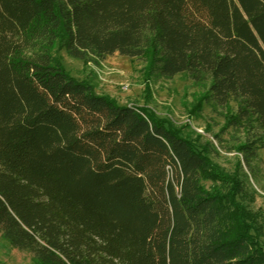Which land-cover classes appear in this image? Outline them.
I'll use <instances>...</instances> for the list:
<instances>
[{"label":"trees","instance_id":"16d2710c","mask_svg":"<svg viewBox=\"0 0 264 264\" xmlns=\"http://www.w3.org/2000/svg\"><path fill=\"white\" fill-rule=\"evenodd\" d=\"M60 37L84 66L149 53L237 103L249 169L264 148V0H0L1 236L39 264H264L257 215L204 188L207 143L73 78Z\"/></svg>","mask_w":264,"mask_h":264},{"label":"rangeland","instance_id":"374dc122","mask_svg":"<svg viewBox=\"0 0 264 264\" xmlns=\"http://www.w3.org/2000/svg\"><path fill=\"white\" fill-rule=\"evenodd\" d=\"M62 46L60 37L51 49L53 60L73 78L84 81L90 77L98 93L119 104L138 106L191 141L207 143L210 162L219 173L217 179L203 181L204 188L219 194L237 192L234 202L257 215L254 220L264 234V148L257 150L249 169L240 152L245 130L233 122L236 102L213 110L203 100V86L185 73L171 78L150 75L149 53L129 57L115 52L95 67L69 57ZM238 178L242 183L237 182ZM0 264L39 263L27 252L12 247L0 234Z\"/></svg>","mask_w":264,"mask_h":264},{"label":"built area","instance_id":"2783aa9c","mask_svg":"<svg viewBox=\"0 0 264 264\" xmlns=\"http://www.w3.org/2000/svg\"><path fill=\"white\" fill-rule=\"evenodd\" d=\"M124 89H126V86L124 87Z\"/></svg>","mask_w":264,"mask_h":264}]
</instances>
